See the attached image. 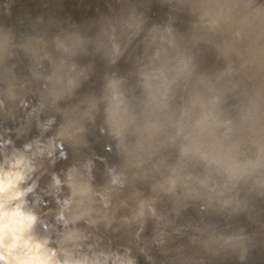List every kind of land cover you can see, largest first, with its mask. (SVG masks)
Instances as JSON below:
<instances>
[{
    "label": "clouds",
    "instance_id": "clouds-1",
    "mask_svg": "<svg viewBox=\"0 0 264 264\" xmlns=\"http://www.w3.org/2000/svg\"><path fill=\"white\" fill-rule=\"evenodd\" d=\"M0 264H264V0H0Z\"/></svg>",
    "mask_w": 264,
    "mask_h": 264
}]
</instances>
